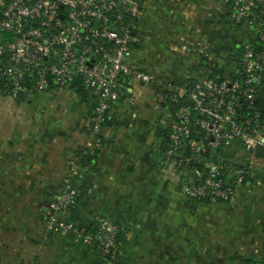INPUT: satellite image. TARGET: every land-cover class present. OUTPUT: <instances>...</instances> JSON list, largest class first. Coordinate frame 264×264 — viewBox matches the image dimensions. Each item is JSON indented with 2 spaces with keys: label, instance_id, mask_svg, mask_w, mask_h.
Instances as JSON below:
<instances>
[{
  "label": "crops",
  "instance_id": "crops-1",
  "mask_svg": "<svg viewBox=\"0 0 264 264\" xmlns=\"http://www.w3.org/2000/svg\"><path fill=\"white\" fill-rule=\"evenodd\" d=\"M131 61L159 77L120 79V96L102 130H87L94 106L81 86L0 89V264H264V158L231 139L214 161L247 168L233 200L190 199L179 186L193 171L166 153L175 119L169 88L235 72L256 44L224 0H146ZM249 40V43L246 41ZM80 196L65 218L84 229L101 218L123 225L105 259L73 232L47 230L48 203L70 162Z\"/></svg>",
  "mask_w": 264,
  "mask_h": 264
},
{
  "label": "built area",
  "instance_id": "built-area-1",
  "mask_svg": "<svg viewBox=\"0 0 264 264\" xmlns=\"http://www.w3.org/2000/svg\"><path fill=\"white\" fill-rule=\"evenodd\" d=\"M233 20L256 34L236 58L235 72L209 74L178 90L169 88L175 119L167 155L193 171L179 186L192 200L229 201L248 175L247 168L214 161L231 139L248 151L264 145V0H224ZM146 0H0V89L16 95L81 86L95 102L87 130H102L120 96V79L132 75L143 83L159 77L131 61ZM260 3L259 14L250 4ZM79 163L70 162L57 195L48 203L45 225L55 233L73 232L105 259L120 245L123 225L101 218L92 228L64 217L80 192Z\"/></svg>",
  "mask_w": 264,
  "mask_h": 264
},
{
  "label": "trees",
  "instance_id": "trees-1",
  "mask_svg": "<svg viewBox=\"0 0 264 264\" xmlns=\"http://www.w3.org/2000/svg\"><path fill=\"white\" fill-rule=\"evenodd\" d=\"M250 9L256 13V14H259L261 9H262V5L260 3H252L250 4ZM257 156L258 157H263L264 158V145H259V147L257 148ZM248 182V175L245 177L244 181H243V184ZM123 232V231H122ZM122 232H121V235H122Z\"/></svg>",
  "mask_w": 264,
  "mask_h": 264
},
{
  "label": "water",
  "instance_id": "water-1",
  "mask_svg": "<svg viewBox=\"0 0 264 264\" xmlns=\"http://www.w3.org/2000/svg\"><path fill=\"white\" fill-rule=\"evenodd\" d=\"M246 43H249V40L246 41ZM25 91L23 89H19L16 92V97L18 98H24L25 97Z\"/></svg>",
  "mask_w": 264,
  "mask_h": 264
}]
</instances>
